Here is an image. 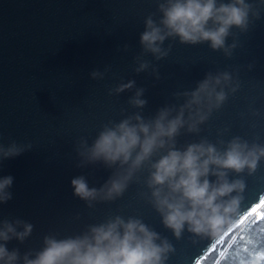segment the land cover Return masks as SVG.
Listing matches in <instances>:
<instances>
[{
  "label": "water",
  "instance_id": "water-1",
  "mask_svg": "<svg viewBox=\"0 0 264 264\" xmlns=\"http://www.w3.org/2000/svg\"><path fill=\"white\" fill-rule=\"evenodd\" d=\"M153 13L159 17L155 0H0V143L33 145L30 151L0 162V176L14 177L13 199L0 206V218L19 217L34 225L32 235L23 244L10 241L9 250L19 248L21 254L39 250L50 232L75 235L119 214L141 218L169 240L175 251L166 264H199L230 230L212 241L187 231L176 239L139 195L147 191L142 183L130 184L121 198L91 209L73 196V177L85 175L90 187L99 188L111 175L102 164L76 167L74 148L81 137L91 143L109 120L119 121L136 111L127 104L132 92L108 94L130 79L146 89L147 118L167 103H178L173 94L195 88L206 73L232 72L239 89L213 111L198 135L182 133L177 146L202 137L215 143L233 136L264 144V11L247 33L239 35L241 46L231 58L207 43L165 41L164 47L171 44L168 57L160 61L145 57L158 68L159 80L149 72H134L144 20ZM226 42L232 43V37ZM125 44L127 52L118 50ZM250 63L252 70L247 67ZM105 66L110 71L103 80L90 79L91 71ZM122 109L127 110L123 115ZM224 129L228 131L219 137ZM234 178L245 181L243 217L264 199V160L253 174H230L229 179Z\"/></svg>",
  "mask_w": 264,
  "mask_h": 264
},
{
  "label": "clouds",
  "instance_id": "clouds-1",
  "mask_svg": "<svg viewBox=\"0 0 264 264\" xmlns=\"http://www.w3.org/2000/svg\"><path fill=\"white\" fill-rule=\"evenodd\" d=\"M156 13L144 20L140 33L141 52L134 57L136 74L149 72L160 79L155 61L169 56L171 44L197 45L207 43L213 51H222L231 58L240 47L239 35L261 18L264 0H155ZM233 29H237L234 32ZM232 37V43H227ZM129 50L125 44L121 49ZM249 70L254 68L250 63ZM110 66L89 73L92 80H103ZM240 87L232 72H208L195 88L173 94L178 103H167L154 115L145 117L148 101L146 89L137 87L133 79L108 90L109 95L132 92L127 104L136 111L123 115L119 121L109 120L89 143L81 137L75 145L76 167L84 169L102 164L111 170L109 178L99 187H90L85 175L73 177V196L88 208L98 203L121 198L132 183H142L140 192L160 215L163 226L176 239L187 231L194 237L218 239L236 225L244 214L240 210L245 190L243 178L229 179L230 174H253L264 160V144L249 143L240 136L215 143L202 137L198 142L178 147L182 133L199 134L214 110H219L230 93ZM183 101L179 103V101ZM256 115L257 113H253ZM228 129L218 133L222 137ZM33 148L31 143L8 146L0 143V162L15 158ZM147 175L141 180L143 173ZM214 177L215 179H210ZM14 177L0 176V206L13 199ZM78 218V217H77ZM34 225L22 218H0V264H166L173 245L137 216L112 215L98 224H89L75 235H44L39 250L21 254L19 248L8 249L16 240L23 244L33 233ZM195 243V240L193 241ZM245 264H256L248 260Z\"/></svg>",
  "mask_w": 264,
  "mask_h": 264
},
{
  "label": "trees",
  "instance_id": "trees-1",
  "mask_svg": "<svg viewBox=\"0 0 264 264\" xmlns=\"http://www.w3.org/2000/svg\"><path fill=\"white\" fill-rule=\"evenodd\" d=\"M264 264V206L261 215L233 228L199 264Z\"/></svg>",
  "mask_w": 264,
  "mask_h": 264
},
{
  "label": "rangeland",
  "instance_id": "rangeland-1",
  "mask_svg": "<svg viewBox=\"0 0 264 264\" xmlns=\"http://www.w3.org/2000/svg\"><path fill=\"white\" fill-rule=\"evenodd\" d=\"M263 201H264V199H263ZM259 206H260V205H259ZM259 206L256 207V208H254L255 211L250 210L249 213H247V214H245L243 217H241V218L239 219L238 223H237L236 225H233L227 233H229L233 228L237 227L238 225H240V224L246 222L247 220L251 219L252 217H256V215L259 216V215L261 214V210H260ZM227 233H226V234H227ZM226 234H225V235H226ZM225 235H224L219 241H221V240L225 237ZM219 241H218V242H219ZM213 249H214V247H213L211 250H213ZM211 250H210V251H211Z\"/></svg>",
  "mask_w": 264,
  "mask_h": 264
},
{
  "label": "built area",
  "instance_id": "built-area-1",
  "mask_svg": "<svg viewBox=\"0 0 264 264\" xmlns=\"http://www.w3.org/2000/svg\"><path fill=\"white\" fill-rule=\"evenodd\" d=\"M260 205V206H259ZM260 208V210L262 209V207L264 206V201L262 200L261 203H259L258 205H256L255 207H253L251 210H253L254 208L258 207ZM250 212V211H249ZM248 212V213H249ZM261 215V214H260Z\"/></svg>",
  "mask_w": 264,
  "mask_h": 264
},
{
  "label": "snow or ice",
  "instance_id": "snow-or-ice-1",
  "mask_svg": "<svg viewBox=\"0 0 264 264\" xmlns=\"http://www.w3.org/2000/svg\"><path fill=\"white\" fill-rule=\"evenodd\" d=\"M253 211H255V209H253Z\"/></svg>",
  "mask_w": 264,
  "mask_h": 264
},
{
  "label": "bare ground",
  "instance_id": "bare-ground-1",
  "mask_svg": "<svg viewBox=\"0 0 264 264\" xmlns=\"http://www.w3.org/2000/svg\"><path fill=\"white\" fill-rule=\"evenodd\" d=\"M257 216V215H256Z\"/></svg>",
  "mask_w": 264,
  "mask_h": 264
}]
</instances>
